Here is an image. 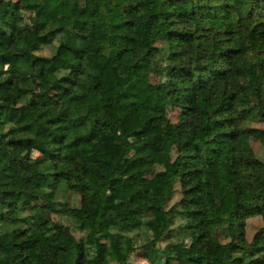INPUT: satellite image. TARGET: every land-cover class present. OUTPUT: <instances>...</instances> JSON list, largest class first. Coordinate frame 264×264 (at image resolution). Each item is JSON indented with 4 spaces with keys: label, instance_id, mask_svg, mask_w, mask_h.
Here are the masks:
<instances>
[{
    "label": "trees",
    "instance_id": "1",
    "mask_svg": "<svg viewBox=\"0 0 264 264\" xmlns=\"http://www.w3.org/2000/svg\"><path fill=\"white\" fill-rule=\"evenodd\" d=\"M123 111L136 134L159 132L130 148L132 166L107 149ZM254 124L264 0H0V264H128L140 231L150 264H264ZM39 129L42 154H19ZM130 170L140 183L127 189Z\"/></svg>",
    "mask_w": 264,
    "mask_h": 264
},
{
    "label": "rangeland",
    "instance_id": "2",
    "mask_svg": "<svg viewBox=\"0 0 264 264\" xmlns=\"http://www.w3.org/2000/svg\"><path fill=\"white\" fill-rule=\"evenodd\" d=\"M51 53V50L46 49L41 54L42 55H49ZM15 65V63H12L8 66V68H11ZM154 81H157V78L154 77ZM166 103L167 101H163ZM167 104V103H166ZM154 105H156L155 100L147 101L146 105L142 107V113H146L148 110H151L154 108ZM169 116L173 123L178 122L180 110L177 108H171L169 110ZM122 115V127L120 130H116L112 132L109 136L108 140V152L117 160L123 161L126 165L132 166L133 162L140 158V154L136 152L135 150H131L133 146H136L137 144L142 143L145 140H153L159 136V132L157 129H149L145 131L142 134H136L135 130L137 128V118L134 114L128 111L121 112ZM254 126L263 128L264 124H254ZM37 133V141L35 145L31 148H26L19 151V154L21 155H27L32 158H37L40 156L43 152V149L47 145V140L45 137V132L43 129H39L36 131ZM253 147L257 153V155L261 158L264 157V149L261 146V144L257 141H253ZM166 161L169 162V170L175 168L177 166V156L176 152H173L171 157L168 159L166 158ZM9 171V170H6ZM159 171H161V168H156L154 171V174H157ZM2 171H0V174ZM126 188L132 189L139 185L140 183V176L138 174V171L130 170L126 174ZM16 186L19 188H23L22 183H16ZM120 193L118 191H112L110 195L109 200V206L111 208H116L118 206V197ZM181 198V194L178 192L175 193L173 199L171 200V204L176 203ZM69 201L72 205L78 206L79 205V197L78 195L74 193H70L68 196ZM57 220L60 222H63L65 225L70 226V228L73 230L74 234L78 239H81L83 237V234L77 230L76 225L69 219L64 217H56ZM263 226V221L260 217H254L248 222V233L249 235H253L258 229H260ZM135 237H137V244L138 248L137 251L133 254L131 260L128 264H150L146 257L145 250L141 247L146 242L147 233L145 231L136 232L133 234ZM162 245H165V242L162 243Z\"/></svg>",
    "mask_w": 264,
    "mask_h": 264
}]
</instances>
